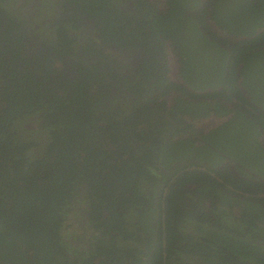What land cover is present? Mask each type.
Masks as SVG:
<instances>
[{"label": "trees", "instance_id": "1", "mask_svg": "<svg viewBox=\"0 0 264 264\" xmlns=\"http://www.w3.org/2000/svg\"><path fill=\"white\" fill-rule=\"evenodd\" d=\"M182 1L188 10L180 0L166 9L68 0L64 14L40 0L29 23L20 0H0V264H264V206L231 203L246 194L227 186H238L229 167L213 176L187 162L196 140L182 132L214 110L235 112L207 135L226 154L240 156L252 126L264 136L263 109L238 103L255 114L247 123L223 101L229 91L240 98L242 77L264 99V0ZM201 1L202 13L190 11ZM82 15L103 23L107 44L139 53V64L114 65L91 42L89 60L69 68L63 57L81 45ZM205 47L218 57L204 58ZM172 57L193 92L173 79ZM198 148L210 149L211 165L224 159ZM80 205L96 229L83 249L69 232Z\"/></svg>", "mask_w": 264, "mask_h": 264}, {"label": "flooded vegetation", "instance_id": "2", "mask_svg": "<svg viewBox=\"0 0 264 264\" xmlns=\"http://www.w3.org/2000/svg\"><path fill=\"white\" fill-rule=\"evenodd\" d=\"M39 1L40 0H33V1L28 2L27 0H20V4L25 5L24 13L26 16H28L29 23L32 21V19L30 18V14L33 15L35 11L38 12L37 5H40ZM114 1L118 3L119 6L121 7H128L132 9L133 4L136 3L135 1L137 0H114ZM167 1L168 0H160L159 1L160 5L156 4V6H160L161 8L166 9L165 3H167ZM180 1L182 3L183 11L188 10L186 8L185 3L182 0ZM213 1L215 5L217 3V0H213ZM54 3L58 4L56 8L57 10L56 12L66 11L64 14H68V10H70L71 8V5L68 2V0H54ZM204 8H205V4L197 3L194 5V7L190 11L202 13ZM132 12H134V9ZM212 15L213 14L211 11V14L210 15L208 14L209 25L213 26L212 29L214 32H217L219 35H223V32L218 29V25L213 20ZM83 17H85L84 22L86 23V25H84L83 27V33H82L83 38L80 39V42L82 41L81 45L79 43L77 44L78 48L75 47L73 49V50H76L77 52H74L73 50H67L70 55L63 57L64 61H68L67 64L69 68H73L75 67V65L83 66L84 63H86L89 60L90 58L89 52H91L92 49L88 45L89 44L91 45V42H93V47H96L100 49L102 52H104V55L108 56L109 62L113 63L114 65H125L126 63H129L131 66L135 67L139 64V59H140L139 57L141 56L139 55V53L132 54L130 51L124 50L126 47H122L117 43L107 44L105 42L102 36V33H101L104 25L103 23H101L100 20L92 18L89 15H85V16L82 15V18ZM58 20L59 19L56 16L49 18L50 23L47 24L48 28L50 29L51 26L55 24ZM39 28H40L39 24H36L35 27H30V31H35V30L39 31ZM233 37L234 39L237 38L236 36H233ZM241 38H245V37L243 36ZM40 41L45 43L44 40H40ZM39 44H40L39 48H43L42 44L41 43ZM52 46H53V43H52ZM49 48H51V43L47 42V46H45L44 50H47ZM223 55L226 60L225 66L230 65L231 54H228V55L223 54ZM171 69H172V76H173V70L176 76V77L173 76V79L187 86V88H189L190 91L193 92L194 89H192L180 75V72H181L180 64L177 63L174 66L171 65ZM254 86H255L254 84H252L250 81L246 82L245 78L242 77L238 81V88L239 90L241 89L240 98L237 97L236 94L232 95L230 91L228 93L230 94L231 98L230 99L223 98V101H225L228 104L229 110L234 109L233 107L239 108V110L242 112L241 113L242 117L244 116L245 120H247V123L251 121L256 122L255 114L252 115L250 112L244 110L242 107L238 105V103L242 104L244 107H247L249 109H254L253 112L257 114H260V111H262V109L264 111V108H262L264 104V99H260V97L256 95V93L254 92L255 91ZM181 94L182 93L177 90L171 92L170 96L172 98L170 99V103L173 104L175 97ZM259 94L264 97V92H262L260 89H259ZM185 98L188 100V102H197V101L203 100V98H199L198 100L190 99L189 96ZM249 103L254 105L255 108H252ZM257 109H259V111H257ZM234 113L235 112H231L223 116L221 115L220 111L214 112L213 110L212 112H210V115L207 118L197 120V122H203V124L202 125L198 124L196 127V131H194L193 133H190V131H188L189 135H186L185 137H183L185 139H188V137H190L191 139L196 140L195 145L192 142H190L195 147V153L192 155L193 158L191 159L189 158L186 161L197 163V165H199L197 167L201 166L202 168H204V171L208 170L209 172L212 173L213 176H215L216 174L215 172L211 170L225 169L229 167L230 169L229 172L231 176H233V179H231V182L233 181L240 188H238V186H235L229 183L227 184V186L233 190L246 194V197L233 194V196L239 199V201L234 200L231 203L237 204L239 202L241 204L242 202L243 207L248 206V205L253 206V204L264 206V136L260 137L259 133L254 132V126H252L253 128H249V131L247 132V135L244 140L242 153L240 154L238 158L235 156L236 153L233 154V156L228 155L222 150H220L219 148L213 146L209 141H207L209 139V138L207 139V135L219 129L220 126H223L224 123L229 121L234 116ZM35 122L36 120H34V122L30 125V127H34V125L37 124ZM259 128L261 131L262 129L260 126L258 127V129ZM216 137H219V136L217 135ZM203 146H209L210 148L217 150L221 155L224 156V159L223 158L221 159L220 157L219 158L220 162L218 165H211L210 163H208V160H207L211 158V155L209 154L210 149L206 148L203 151H200V149L198 148V147H203ZM233 148H236V145L233 146ZM185 163L186 162H184L183 164ZM220 180L225 182L222 179ZM247 199L249 200L250 203L247 202ZM79 208H82L79 211V217L73 216L70 222H71V227H73L74 223L79 224L80 231L77 232L74 230L70 232V234L74 236L72 234L74 233L77 239H80L81 237L83 238L80 243L78 242V240L72 239L74 245L81 246V249H83V246H86V243L89 241L91 234L95 233L96 229L92 227L91 224H88L90 222L86 218L88 217V215H87V212L84 211V207H81L80 205ZM262 223L264 224V222ZM137 255H139V253ZM72 257L76 260L77 258H79V256L74 255V253L72 254ZM194 264H200V263L198 262V260L195 259Z\"/></svg>", "mask_w": 264, "mask_h": 264}, {"label": "rangeland", "instance_id": "3", "mask_svg": "<svg viewBox=\"0 0 264 264\" xmlns=\"http://www.w3.org/2000/svg\"><path fill=\"white\" fill-rule=\"evenodd\" d=\"M154 1H155L156 4L160 5V2H159L160 0H154ZM194 41L198 42L199 40L197 39V40H194ZM209 45H213V44H210L209 43ZM199 54L203 55L204 58H207V56L210 57L211 55L213 56L214 54H216L215 57H218L217 56L218 52L211 51V50L208 49V47H205L204 49H202V52H200ZM195 55L198 57V55L195 53V51H191L188 56H189L190 59H192V57H194ZM201 63H205V61L204 62L201 61ZM175 64H177V61H176L175 57H172L171 65L174 66ZM211 65L212 64H210V66H208L209 71L212 70L211 69ZM60 66H61V64H60ZM173 76L176 77L175 74H174V70H173ZM195 124H196V127H197L198 124H201L202 125L203 122H196ZM79 228H80L79 224H77V223L75 224L74 223L73 227H71L69 229V232H72L74 230L77 231V232H79L80 231Z\"/></svg>", "mask_w": 264, "mask_h": 264}, {"label": "clouds", "instance_id": "4", "mask_svg": "<svg viewBox=\"0 0 264 264\" xmlns=\"http://www.w3.org/2000/svg\"><path fill=\"white\" fill-rule=\"evenodd\" d=\"M201 4H204V3H202V1L200 2ZM224 34V33H223ZM219 37V36H218ZM176 59V58H175ZM172 60V59H171ZM176 61H177V63H178V59H176ZM197 122V121H196ZM195 122V123H196ZM194 123V127L196 128V124ZM195 128H194V131H195ZM193 131V132H194ZM184 134H183V137H185L186 135H189V132L188 131H182ZM193 132H191L190 131V133H193Z\"/></svg>", "mask_w": 264, "mask_h": 264}]
</instances>
